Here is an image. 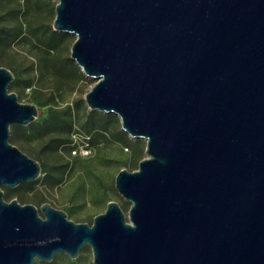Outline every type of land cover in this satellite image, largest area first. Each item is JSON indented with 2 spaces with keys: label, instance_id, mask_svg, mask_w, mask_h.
<instances>
[{
  "label": "water",
  "instance_id": "water-1",
  "mask_svg": "<svg viewBox=\"0 0 264 264\" xmlns=\"http://www.w3.org/2000/svg\"><path fill=\"white\" fill-rule=\"evenodd\" d=\"M52 29L95 82L90 111L145 141L137 168L91 224L63 210L5 201L39 162L9 142L39 115L0 66V264H264V0H55Z\"/></svg>",
  "mask_w": 264,
  "mask_h": 264
},
{
  "label": "rangeland",
  "instance_id": "rangeland-1",
  "mask_svg": "<svg viewBox=\"0 0 264 264\" xmlns=\"http://www.w3.org/2000/svg\"><path fill=\"white\" fill-rule=\"evenodd\" d=\"M55 4V0H0V28L17 26V31L22 32L21 36L10 37L7 44L0 43V66L18 76V86L9 90L17 94L20 102L34 104L39 110L37 118L29 124L30 129L26 128L28 125L22 126L23 130L18 125L10 126L9 142L37 160L47 173L57 163L64 164L65 168L60 171L61 175L57 174L58 185L49 181L47 173H40L33 182H24L15 188L1 186V189L7 202L16 199L20 204H32L38 209L41 204L49 203L65 211L68 219L91 224L108 201L123 204V211H127L129 204L117 193L114 177L122 168L129 171L137 168L138 162L146 157L145 141L129 138L114 114H110L107 129H84L90 110L83 96L95 79L85 76L70 59L75 36L52 29ZM51 109L71 117L68 137L71 150L85 145V136L89 137L88 155L77 152L72 155L66 145L58 146L56 151L49 146L51 135L46 126L51 120ZM33 264H93L92 251L86 244L75 259L57 253L50 262L35 259Z\"/></svg>",
  "mask_w": 264,
  "mask_h": 264
},
{
  "label": "trees",
  "instance_id": "trees-1",
  "mask_svg": "<svg viewBox=\"0 0 264 264\" xmlns=\"http://www.w3.org/2000/svg\"><path fill=\"white\" fill-rule=\"evenodd\" d=\"M16 28V29H15ZM22 32L21 31H17V26H14L12 28H6V27H2L0 28V43L3 44H7L9 42V38L10 37H14V36H21ZM14 75V80L10 83L9 88H16L18 86L19 83V79L18 76ZM112 115H107V114H102L96 111H90L87 117V120L85 122V130L90 131V130H98V131H102L107 129V124L110 121ZM50 122L49 124H47V132H49L48 134L51 135L49 137V146L53 149V150H57L58 146L61 145H66L67 149H68V153H70L71 150V145L69 144L70 139L68 137H70L71 135V127H72V121H71V117L64 115V114H60L59 111L57 110H50ZM19 127V129L23 130L25 129V127L22 126H17ZM32 126L28 125L26 128L30 129ZM123 137H126L124 133L119 132ZM90 141H88L89 143ZM91 143V142H90ZM71 154V153H70ZM40 164V163H39ZM41 166V173H47L43 170V166L40 164ZM65 168L64 164L61 163H57L54 167H52L51 172L47 173V177L49 179V181H54L52 182L53 185H58L60 182V178L57 177V174H60V171L62 169ZM54 173V175H52ZM61 175V174H60ZM51 176L55 177L56 179H50ZM121 207L124 210V205L122 204Z\"/></svg>",
  "mask_w": 264,
  "mask_h": 264
},
{
  "label": "built area",
  "instance_id": "built-area-1",
  "mask_svg": "<svg viewBox=\"0 0 264 264\" xmlns=\"http://www.w3.org/2000/svg\"><path fill=\"white\" fill-rule=\"evenodd\" d=\"M86 138H87V142H85V145H83V146H74V148L71 150V154L72 155H75L76 154V152L77 153H83L82 155H88V153L90 152L88 149H87V146H88V139H89V137L88 136H85Z\"/></svg>",
  "mask_w": 264,
  "mask_h": 264
}]
</instances>
